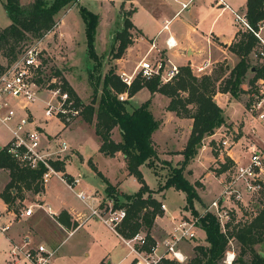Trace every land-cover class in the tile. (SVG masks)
<instances>
[{
  "label": "trees",
  "instance_id": "1",
  "mask_svg": "<svg viewBox=\"0 0 264 264\" xmlns=\"http://www.w3.org/2000/svg\"><path fill=\"white\" fill-rule=\"evenodd\" d=\"M71 1L75 0H30L25 4L18 0H2L3 9L9 19L8 24L0 26V54L6 58V63L15 57L20 50L15 49V46L27 35L38 39L51 30L55 24L54 14ZM263 1L245 0L243 14L252 27H256V23L264 18ZM77 11L83 23L86 54L89 58L96 59L94 35L98 14L84 5H78ZM123 22L122 30L112 38L118 40L114 49V42L111 43L110 56L113 58L119 57L131 42L125 32L126 27L131 25L129 18L124 16ZM257 46V38L251 31L237 29L234 39L227 46L237 56V60L218 82L215 75L195 74L187 64H179L174 74L165 81H162L158 74L143 77L135 73L129 84H126L109 67L95 80L90 79L93 93L90 100L83 103L67 80L60 79V88L68 93L73 105L79 108L80 118L92 124L98 138V151L105 155L120 152L126 173L131 174L139 183L135 191L122 192V199L114 198L112 201V207H124V216L115 225L119 235L129 238L137 231L143 230L144 243L140 248L149 250L154 242L149 235V228L154 216L162 213L160 200L153 192L171 186L184 193L186 204L189 206L192 199L197 198L193 184L185 177L183 168L195 155L202 138L224 122L222 107L216 103L213 94L220 91L236 97L243 90L240 83L250 67H253V70L247 80L249 84L258 77H264V60L259 58ZM250 52L256 56V63L249 62ZM3 67L0 63V71ZM142 87L148 90L150 96L153 92L166 96L165 109L172 110L177 116L191 119L188 135L180 149L182 159L175 166L163 160L168 170L164 180L157 182L155 189L147 186L140 170L143 163L153 169L151 163L157 157L156 144L151 138V133L158 127L160 120L154 117L149 109L150 96L135 105H129L127 98L118 99L116 96L118 92H126L129 97ZM114 126L120 135L118 140L111 137V129ZM49 163L54 170H60L66 180H70L71 177L63 172V159H53ZM88 163L103 180L104 193L110 194L114 189L113 185L96 170L91 160L88 159ZM217 163L219 167L215 171L216 174L227 170L233 161L225 156L223 161ZM0 168H5L8 173V180L0 190V198L8 207L14 209V200L21 199L25 190L36 192L42 189L41 173L45 167L41 163L30 167L20 162L6 151L5 144L0 146ZM231 222L227 223V227L222 231L211 213L205 212L199 216V227L204 231L206 243L194 245V254L184 264H225L221 257L228 238H234L239 248L231 264H264V253L253 247L255 243L264 240V205L255 209L250 218L242 221L240 225H236L237 220L232 225Z\"/></svg>",
  "mask_w": 264,
  "mask_h": 264
},
{
  "label": "crops",
  "instance_id": "2",
  "mask_svg": "<svg viewBox=\"0 0 264 264\" xmlns=\"http://www.w3.org/2000/svg\"><path fill=\"white\" fill-rule=\"evenodd\" d=\"M18 1L21 4H25L30 0ZM222 1L227 5L225 6L221 3H218V0H149L148 5L150 4L151 6H148L146 4H134V1L131 0L134 5V9L131 13L132 22L139 29L140 36L143 38V40L148 39L145 53L148 54L153 51L152 57L160 55L164 60L166 59L169 62L174 63L175 65L187 64L190 67L191 71L195 74L205 73L212 76L215 75L217 76L216 82H218L221 77L227 74L229 68L237 60V56L227 47L228 44L234 39V35L237 30V27L233 24V16L231 10H236L240 13H243L245 10V0ZM180 2L188 3L184 7H180ZM144 6L147 7L149 13V22L152 23V25L155 27V31L152 35H149L143 29L144 26H141L134 20L135 14L139 10H141V8L144 9ZM54 19L55 24L53 28L44 33L43 36L38 38L40 39L41 46L46 50L48 49L46 47L45 40H48V37L51 33L56 32L55 34L59 39H64V31L61 29H57L60 17L58 18L59 20H56V15L54 14ZM165 20H168V32L165 29L159 30ZM8 23L9 19L7 17L6 20L0 24V26H5ZM167 33L170 34L175 40V44L171 47H167L164 43V39ZM149 47L150 49H148ZM250 53L249 58L251 57ZM122 59L123 58L119 57L114 61L119 68L118 72L123 71L126 74H130L132 70L127 72L124 68H122V63L120 61ZM204 61H208L209 64L204 68V70L196 71L194 69V66L203 63ZM0 63H2L1 59ZM249 70L250 76L252 74V70ZM246 76H248V74H246ZM215 93L222 95V101H224L225 103H223L224 106H222L219 103L218 97L216 96V94H214V100L219 106L222 107L224 115V122L216 127V129L223 126L226 127L228 131H235V134L234 136H232L233 143L229 147L224 148V151L222 150L220 152L217 149H213V158L216 161H223V159L221 158L223 157L222 155H224V157H229L233 162H244L247 157V141L249 139H253L257 142L263 141L264 130L247 110V99L246 101H244V98L239 99L240 96H230L227 92L216 91ZM158 95H160V93L153 92L150 96L148 92V96H150L149 109L153 116L160 120L158 125L159 127L162 123L161 117H163L165 114L172 115V117L175 118H179L180 116H177L172 110L164 108L167 100L161 107V109L164 110L163 113L158 116L157 112L153 111L154 98ZM132 96L133 94L127 97V99L129 100ZM231 98L237 99L236 101H238L239 107H236L230 112V114H227L225 105L226 102ZM40 99L41 98H36L28 105L30 117L32 118L31 124L38 126L47 138H50L54 134V132L50 133L45 130L44 124L50 119H55L61 128L72 127L74 125L72 123L74 122V119L67 124H63L60 119L54 116L46 119H44L43 113L38 116L36 113L37 105L39 104V102L44 104V102L46 101L44 100V97L41 100ZM17 112L20 113L21 109L17 108ZM189 120L191 122L190 118ZM245 121L248 122V125H245ZM252 121H254L256 126H259V130H257ZM79 122L86 123L83 120ZM86 124L90 125L93 129L92 124ZM0 126L4 128L6 133L5 139L4 136H1L0 138V146H2L9 137V131L6 125H4L1 121ZM187 127L190 128V124H188ZM157 128H155L152 133ZM115 129H117L116 126L112 127L111 137L112 132ZM57 133L54 135H57ZM215 133L216 132H212L204 136L206 138H210L208 139L207 143L205 142L206 144L203 143L204 140L202 138L200 143V145L203 143L201 150L205 148L206 145L207 150H210V142H213V139L211 137ZM95 137L98 147V138L96 134ZM112 138L114 140H118L120 138L119 132L117 137ZM213 145L214 144H212V146ZM49 147L51 149H54L56 146L54 145V143H52V141H50ZM66 151H70V153L65 154ZM74 151L77 153L79 160H83L85 155L80 151L79 143L75 147H73L72 144L66 143L65 149L62 151L63 172L67 173L70 177H77V182L72 187L67 185L66 181L62 177V172L60 170H55V172H51L47 177L46 181L42 185L41 190L36 192L25 190L24 195L21 199L16 198L12 205L14 209L8 207L7 204L0 198V221H9V225L6 230L1 231L6 241V250L4 251L5 254L2 257L0 264H9L10 262L12 263V261L8 260L10 259V254L8 251L12 245H17L22 249L25 247H33L38 243H42L45 245V247L53 249V253L49 258L47 264H104V262L106 261L116 264L131 263L134 257V252L130 248L131 245H134L133 239L129 240L122 237L116 232V230H112L106 223L100 221L99 219H95L92 217L84 218L85 213L88 211V205H95L100 201L107 200V198L104 197L103 180L102 186L101 184H99L102 188V193L100 195L97 192V188L92 189L91 186L84 182V180L80 176V171L72 174L65 169V165L70 158V154ZM117 154L122 156L120 152H115L113 155ZM88 159L91 160L90 156L87 157V163ZM207 161L208 158H206V156L204 157L198 155L195 157L194 155L187 163L190 164L187 167L190 168V173V166L193 164L198 163L204 168V171L201 172L202 177H204L202 178V182L201 176L199 177L201 173L196 175L197 177H199V180L202 184L203 193H208L207 189L208 187L210 188L209 182L211 181V177H209L210 172L206 170L205 167V163ZM148 168L157 180L156 182H159L157 177L154 175L153 170L150 167ZM92 170L95 171L93 168ZM218 175L219 176L215 180H218L220 183V180L223 176L222 171L219 172ZM7 180V170L5 168H0V190ZM115 182L110 183L116 185L115 187H117V189L121 191L118 188L117 182ZM149 188L155 189L156 186L155 188ZM164 189L155 193L153 192V195L159 199V195H161ZM76 191H81L84 196H87H85L84 200H82L77 197L75 193ZM199 195L201 196V193ZM27 206H30V211L28 214H25L24 209ZM183 214V211L180 210L176 213H170L166 211V206L164 204V210H162V213L154 216L153 223L149 228V235L154 240L159 241L165 235V233L168 232L176 224L178 218ZM58 215L60 217L59 219ZM139 231L143 232V230ZM197 232H199V234L203 237V243L201 244H205L206 242L204 240L203 229L198 226L195 229L196 235ZM24 240H26L25 245H23ZM186 241L188 240H184L179 244V247L184 254H186V245L189 244ZM157 249L161 250L162 246L158 244ZM17 257L18 264H32L31 261L24 259L20 252H18ZM188 258L189 257H187V259Z\"/></svg>",
  "mask_w": 264,
  "mask_h": 264
},
{
  "label": "rangeland",
  "instance_id": "3",
  "mask_svg": "<svg viewBox=\"0 0 264 264\" xmlns=\"http://www.w3.org/2000/svg\"><path fill=\"white\" fill-rule=\"evenodd\" d=\"M133 1L134 4L137 5H148L149 2V0ZM78 5H84L86 8L98 14V23L94 35V50L96 53V59H91L86 54L83 24L77 11ZM148 6L151 5L149 4ZM144 7L145 10L141 8V10H139L135 14L134 20L141 26H144L143 29L149 35H152L155 31V27L152 25V23L149 22L150 20L148 10L146 6ZM133 9L134 5L131 0H75L62 6L55 13V15L56 20H59L58 18L60 17L61 21H58L59 25L57 26V29H61L64 31V39H59L55 34L56 32H53L49 35L48 40H45V44L48 49L47 52L49 55L44 58L43 62L45 66L41 69L39 74V80L41 82L42 87L41 90L37 92L36 98L42 99L44 97V100H47L50 97L51 93L44 89L47 88L45 86H47L48 83H52L50 78L53 77L57 85H59L60 79H66L67 82L73 87L75 93L83 103H86L88 100H90L93 93V85L90 82V79L95 80L98 75L101 76L109 67H111L115 71V73L118 72L119 68L114 62L116 58L110 56V49L112 46V42H114L113 49L117 44V38L116 40H113L112 38H115L117 32L122 30V27L124 25V16H127L129 18V22L131 23V25L127 26L125 29L126 37L131 38V42L125 47L124 51L119 56L123 58L122 60H120L122 63V68L129 72L134 68V66L136 65L135 63L139 62V60H151L153 58V51L148 54L145 53L148 39L143 40V38L140 36L139 29L132 22L131 13ZM6 18L7 17L5 16L0 0V24L3 23ZM32 40H34V37L27 35L26 38L22 39L17 43L15 49H21L24 44L31 42ZM250 55L251 57L249 58V62L252 64L256 63L257 59L254 53L251 52ZM0 59L2 61L1 64L4 65L6 63V58H4L0 54ZM249 73L250 70L247 69L244 75V79L240 83V87L243 90L237 95L240 96L239 99L244 98V101H246V99L248 98L249 89L252 86V84H249L247 81L251 76H249ZM246 74H248V76H246ZM97 94L98 91L96 92V99ZM147 96L148 90L142 87L137 90L133 94V96L127 101L129 105L138 104L139 102L143 101ZM216 96L219 99V103L224 106V101H222L223 96L219 94H216ZM166 100L167 98L162 94L154 98L153 108L155 110L153 109V111H156L158 116L163 113L164 110H162L161 107L166 102ZM236 100L237 99L235 98H231L226 102L225 110L227 114H230L233 109L239 107L238 101ZM51 102H54V98H51ZM44 104L39 102V104L37 105L36 113L38 116L43 113L42 105ZM161 118V125L151 135L152 138L155 140V143L157 144V157L153 160V163L151 164L154 169V175L157 177L159 182H162L164 180L168 170V167L165 163H163V160H166L170 165L175 166L178 165L180 160L182 159L180 149L182 148L185 142L189 129L187 126L188 124H190L189 118L184 116L181 118H175L172 117V115L165 114ZM73 121L74 122L72 123L74 125L72 127L64 128H61L55 119H50L44 124L45 130L50 133L54 132V134H56L59 131L57 135L53 134L55 136V139H64L66 143L72 144L73 147H75L79 143L80 151L83 152L85 155L83 160L80 161L75 151L71 153L70 158L65 165V169L72 174H75L76 172L80 171V176L84 180V182L91 186L92 189L97 188L98 194L101 195V186L103 184L102 179L88 165L87 157L90 156V159L95 165L96 169L99 170V172L105 176L108 182L113 183L116 181L118 188L122 192L131 193L135 191L138 186V183L131 175L125 172L122 156L119 154L108 156L97 151V141L92 127L84 122H79L82 121L79 114L74 118ZM252 123L255 125L257 130L260 129L259 126H256L254 121H252ZM245 125H248V122L245 121ZM222 127L223 126L217 129L215 128V130L213 131L216 133L213 134V136L211 137L213 139V142H210L211 146L209 151L207 150V145L201 150L202 144L205 142L207 143L208 139H210L203 137L204 141L201 145H199V148L195 153V157L201 155L204 157L206 156V158H208V161L205 163L206 170L210 172L209 177H211V181L209 182L210 188L208 187L207 189L208 193L202 192L201 182L203 181L202 178L204 177H202L201 172L204 171V168L198 163L193 164L190 166V173V168H187L190 164H187V162L183 168V172L184 175L187 177L188 181L193 184L194 190L197 194V198H193L189 206L188 204H186L184 193L181 190H176L173 187L168 186L163 190L161 195H159V199L166 206V211L170 213H176L180 210L183 211L185 216H196L198 221L199 216L207 212L205 211V207L208 202L212 198L219 197L221 185L218 180V182L215 180L219 176L215 172L216 169L219 167V164L213 158V149H215L214 147H216L214 142L219 138L220 130L222 129ZM5 134L6 133L4 128L0 126V138L1 136H4L5 139ZM117 136L118 130L115 129L112 132V137ZM55 139L52 140V143L56 142ZM212 144L214 145L212 146ZM66 153L69 154L70 151H66L65 154ZM222 156L221 159H224V155ZM148 167L147 165L142 164L140 170L144 178V182L147 184V186L155 188V186H157V180L155 179ZM198 174H200L199 177L201 176V182L199 180V177L196 176ZM222 174L224 175V172H222ZM99 184H101V186ZM112 185L114 189L111 191V193H104V197H106L107 201H109L110 203L115 200L114 198L119 200L122 199V192L119 191L117 187H115L116 185ZM198 193H201V196ZM245 197L247 198V206L243 208V206L238 205L239 208H237L236 211L231 212V216L234 221H232L230 225H232V223H234L236 220V225H240L242 221L250 218V216L254 213L255 209H258L259 207L264 205V189L258 194H252ZM243 212H245L246 215L245 213L243 214ZM202 238V235L197 232V235L193 238V240L186 241L187 243H189L188 245H186L185 249V253L186 255H188L187 257L190 258L194 254V245L203 243ZM230 241L231 245L229 247L233 248L236 255L239 249L238 243L234 238H230ZM253 247L260 253H264V240L255 243ZM5 250L6 241L4 239L3 233H1L0 231V263L3 255L5 254Z\"/></svg>",
  "mask_w": 264,
  "mask_h": 264
},
{
  "label": "built area",
  "instance_id": "4",
  "mask_svg": "<svg viewBox=\"0 0 264 264\" xmlns=\"http://www.w3.org/2000/svg\"><path fill=\"white\" fill-rule=\"evenodd\" d=\"M188 2H180V7H184ZM218 3L225 4L222 0ZM233 16V24L237 29L249 30L257 38V52L259 58L264 60V18L256 23V27H252L247 22L243 13L231 10ZM168 20H165L161 29L168 32ZM164 43L167 47L175 44L174 38L167 33ZM152 46V43H151ZM150 46V47H151ZM150 47L148 49H150ZM49 55L47 50L41 46L40 39H34L24 44L16 53L15 57L8 63L4 64L0 71V121L6 125L9 131V137L5 144V149L14 158L20 162L35 167L41 163L45 169L41 173L42 184L46 181L51 172L55 170L49 161L53 159H63L62 151L66 147V143L62 139H55V136L47 138L42 130L32 125L28 105L35 99L36 94L41 90V82L39 74L44 68V58ZM209 64L204 61L196 66V71H202ZM177 65L164 60L160 55L153 57L151 60L141 59L132 69L130 74L123 71L118 72L119 78L129 84L134 73H139L143 77H149L158 74L162 81L169 79L176 71ZM52 85L48 83L44 90L49 91L50 97L43 105L44 119L49 117H57L63 124L72 121L79 112V108L73 105L72 99L65 90H62L53 79ZM118 99L127 98L126 92L116 93ZM54 98V102H51ZM17 108L21 112H17ZM247 110L253 118L261 125L264 130V77L254 79L249 89L247 98ZM235 131H228L226 127L220 130V136L215 141V149L224 151L232 143V136ZM54 149L49 147V142L54 140ZM247 157L244 162H233L230 167L224 171V175L220 180L221 189L219 197L212 198L205 207V211L210 212L217 221L220 230L224 231L227 223L233 219L232 211H236L239 206H247V198L245 196L258 194L264 189V140L257 142L249 139L246 145ZM63 177V176H62ZM64 178V177H63ZM67 185L72 187L77 182V177L73 176L70 180H66ZM77 197L84 200L87 196L81 192H75ZM159 207L164 210L163 202L159 203ZM88 211L84 218L92 217L106 223L109 228L115 230V225L124 216V207H112V203L105 200L95 205H88ZM30 206L24 209V213L28 214ZM9 221H0V231L6 230ZM199 226L196 216L181 215L176 224L165 233L159 240L150 245L149 250H144L141 245L144 243V233L137 231L129 240H134V245L130 248L134 252V257L130 264H184L187 260L179 244L184 240H193L196 237L195 229ZM26 240L23 241L25 245ZM162 246L161 250L157 249V245ZM231 245L230 238L227 240L226 247L223 251L221 261L225 264H231L235 252ZM18 249V250H17ZM10 262L9 264H18L17 254L21 253L22 257L31 261L32 264H47L53 253V249L45 247L44 244L38 243L33 247L20 248L12 245L9 248ZM104 264H116L108 261Z\"/></svg>",
  "mask_w": 264,
  "mask_h": 264
},
{
  "label": "water",
  "instance_id": "5",
  "mask_svg": "<svg viewBox=\"0 0 264 264\" xmlns=\"http://www.w3.org/2000/svg\"><path fill=\"white\" fill-rule=\"evenodd\" d=\"M250 69L253 70V67H251Z\"/></svg>",
  "mask_w": 264,
  "mask_h": 264
}]
</instances>
